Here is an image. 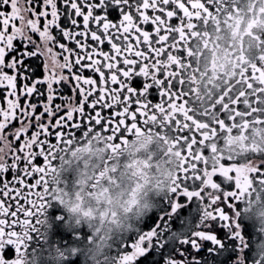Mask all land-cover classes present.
<instances>
[{
    "label": "snow or ice",
    "instance_id": "6c2138e0",
    "mask_svg": "<svg viewBox=\"0 0 264 264\" xmlns=\"http://www.w3.org/2000/svg\"><path fill=\"white\" fill-rule=\"evenodd\" d=\"M9 5L0 10V149L10 144L0 163V264H14L6 250L18 255L22 230L44 206V176L58 147L97 126L118 144L166 98L158 60L183 15L182 0H0V8ZM213 180L222 195L210 202L205 231L173 246L158 234L163 217L151 216L122 244L120 264H207L198 258L205 245L243 240L245 233L228 230L233 201L248 186ZM234 259L229 252L220 264Z\"/></svg>",
    "mask_w": 264,
    "mask_h": 264
},
{
    "label": "flooded vegetation",
    "instance_id": "af4514ba",
    "mask_svg": "<svg viewBox=\"0 0 264 264\" xmlns=\"http://www.w3.org/2000/svg\"><path fill=\"white\" fill-rule=\"evenodd\" d=\"M0 10L10 12V5ZM181 10L180 23L170 30L158 60L166 98L159 106L146 111L136 128L124 134V137L130 136L133 131L145 128L163 134L165 141L170 140L169 152L179 160L173 186L166 196L160 198L158 210L152 215L163 217L158 234L165 243L173 246L191 238L194 233L205 231L212 222L214 206L210 202L222 195L216 190L215 176L228 178L227 182L240 187L247 185L248 190L254 180L264 183V151L258 146L245 145L243 153L227 158L217 154V148L224 144L225 139L235 136L237 130L239 139L244 141L253 125L264 127V55L250 60L243 53L244 37L264 40V35L254 33V30L264 29V3L261 0H182ZM223 28H231L232 36L240 37V51L237 53L229 44L232 70L226 75L224 86L217 87L208 79L217 68L215 53L207 70L204 53L216 47L212 43L213 33H220ZM33 38L38 40L37 36ZM14 44L22 47L20 41ZM43 59L40 58L41 64ZM40 75H43L42 69ZM219 79L220 76L211 77L212 81ZM2 93L0 90V106H4ZM198 95L200 99H197ZM233 173L234 176L231 175ZM185 193L191 195L190 200L184 198ZM240 198L237 203L233 201L230 215L233 227L228 230V235L243 232L245 237L235 245L222 240L221 243L228 244L226 248L217 245L210 251L205 245L198 258L208 259L207 264H220L229 252L238 258L241 248L252 235L247 225L236 217L241 207ZM43 204L22 230L24 235L18 255L14 256L11 246L6 250L14 264H17L16 257L26 248L43 247L33 231L46 207L45 200ZM48 214L56 217L62 212L58 208L48 209ZM61 223L56 222L55 236L60 243L68 245L73 236L60 230ZM237 224L239 229L235 227ZM217 239L220 240L219 237ZM74 264H79V261H74ZM230 264H235V259Z\"/></svg>",
    "mask_w": 264,
    "mask_h": 264
},
{
    "label": "clouds",
    "instance_id": "9594fccd",
    "mask_svg": "<svg viewBox=\"0 0 264 264\" xmlns=\"http://www.w3.org/2000/svg\"><path fill=\"white\" fill-rule=\"evenodd\" d=\"M254 33L264 35V29ZM212 43L216 47L204 53V67L207 70L214 52L217 68L208 79L223 87L232 70L229 44L239 53L240 37H233L231 28H223L213 33ZM243 53L250 60L264 55V40L244 37ZM212 76L220 79L212 81ZM245 145L264 151V127L253 125L244 141L237 130L217 148V154L225 158L240 154ZM170 146L163 134L147 128L133 131L119 144L94 130L60 145L45 172L46 207L33 228L43 247L26 248L16 257L17 264H74L77 260L79 264H120L121 245L143 229L158 210L160 198L173 186L179 160L169 152ZM9 148L5 143L0 149V163L5 162ZM240 203L236 217L252 235L235 264H264V183L254 180ZM57 208L62 215L48 214V209ZM57 221L62 222L60 230L73 236L68 245L56 239Z\"/></svg>",
    "mask_w": 264,
    "mask_h": 264
}]
</instances>
